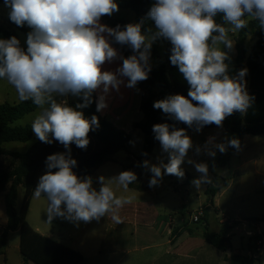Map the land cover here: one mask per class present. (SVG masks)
Here are the masks:
<instances>
[{
    "label": "clouds",
    "instance_id": "obj_1",
    "mask_svg": "<svg viewBox=\"0 0 264 264\" xmlns=\"http://www.w3.org/2000/svg\"><path fill=\"white\" fill-rule=\"evenodd\" d=\"M4 4L10 8V21L31 31L26 50L15 36L0 39V80L15 89L21 102L31 101L40 110L31 124L35 136L46 144L55 140L66 149L46 158L47 171L33 191L35 199L47 201L49 224L56 218L89 223L109 214L122 223L118 212L130 199L118 197L111 185L127 191L137 181L136 173L100 176L97 190L92 177L82 178L73 171L77 161L71 145L86 149L89 133L99 127L96 115L89 119L81 110L93 103L94 92L101 91L96 100L99 112L107 107L110 90L119 91L125 80L127 88H135L149 78L151 48L157 40L170 42V63L178 67L189 90L187 97L175 94L155 101V109L199 132L207 125L222 127L227 117L244 114L252 105L244 81L247 69L229 74L226 61L235 44L229 33L247 29L251 21L264 30V0H154L146 18L123 27L101 23L102 17L119 11L116 0H4ZM145 19L154 22L155 31L144 27ZM113 43L128 46L133 54L122 56ZM116 60L122 65L115 71L103 69ZM70 96L83 102L71 106ZM152 131L168 162H143L152 173L149 187L157 186L164 175L182 179L181 165L193 147L191 137L167 123L153 125ZM213 141L209 138L203 149L197 146L196 153L203 150L214 158L216 150L223 154L228 147L240 149L236 138L209 147ZM187 162L201 174L192 181L197 189L213 183L206 163Z\"/></svg>",
    "mask_w": 264,
    "mask_h": 264
},
{
    "label": "trees",
    "instance_id": "obj_2",
    "mask_svg": "<svg viewBox=\"0 0 264 264\" xmlns=\"http://www.w3.org/2000/svg\"><path fill=\"white\" fill-rule=\"evenodd\" d=\"M116 2L120 8L133 11L136 18L135 23H138L146 18L154 0H116ZM0 3L4 4V0H0ZM102 19L110 27H115L118 24L123 27L127 24L126 20L122 18L115 22L111 20L110 16H104ZM217 22H222L220 17H217ZM144 27L155 30L154 22L150 20L145 19ZM18 31L27 32V29L24 26L19 27L10 19H7L6 24H0V39L15 36L20 41ZM250 36L255 39V43L248 49L245 42ZM161 41L165 43L166 62L159 67H155L150 60L149 78L138 83L143 91L140 106L143 119L134 122L133 128L140 130L144 135L140 155L135 156L131 151L133 143L131 133L118 128L107 120L100 111L97 112L96 92H94L92 96L93 103L81 110L89 119L92 115H96L99 119V127H94L89 133L90 143L86 149L78 148L74 144L71 145V155L77 161L73 171L78 176L82 178L90 176L94 181L95 171L104 164L113 161L115 154L120 151L127 152L129 159H135L138 162L143 163L148 160L159 144L152 131L155 124L167 123L177 129L195 130V128H189L186 124L175 121L161 110L153 107L155 101L170 95L181 94L187 97L189 90V86L179 73L178 67L170 63L171 44L169 41L159 39L153 43L151 58L154 59L158 54V44ZM20 44L26 50L21 41ZM116 46L122 51L124 57L133 54L132 50L126 45L116 44ZM235 48L237 51L236 57L226 61L229 64V74L236 76L241 69H247L244 81L246 91L249 96L253 97V101L246 113L235 112L224 120L222 127L228 134L237 137L241 146V137L245 135H264V30L257 28V22L251 21L247 29L238 32L235 39ZM67 99L71 106L83 102L82 99L77 97L70 96ZM37 109L31 101L0 104V156L9 157L13 160L11 169H6L0 165V195H4L8 218L6 229L0 236V256L6 254L10 234L19 230L20 250L24 260L31 261L34 264H79L84 259L80 252L37 233L27 220L33 191L39 182L40 174L47 171L46 158L54 153L65 152L66 149L55 140L51 144H46L39 139L24 153L6 147L8 143H27L34 138L35 134L31 131V124L18 125L16 123ZM216 127L213 124L204 126L202 129ZM229 148L232 147L227 149ZM136 167L137 165L134 163L128 164L125 166V171L135 172ZM184 173L188 175L187 172ZM137 181L128 187L142 191L149 187L150 180L141 183ZM21 187L24 188V198L18 210L17 201ZM250 220L264 221V214L261 217L250 218ZM225 230L213 232L205 226L203 238L208 244L222 252H226L230 244ZM183 231L194 234L193 228L188 225H185ZM175 234L176 231L173 232V235ZM230 262L231 264H255L254 260L246 254H235L230 258Z\"/></svg>",
    "mask_w": 264,
    "mask_h": 264
},
{
    "label": "crops",
    "instance_id": "obj_3",
    "mask_svg": "<svg viewBox=\"0 0 264 264\" xmlns=\"http://www.w3.org/2000/svg\"><path fill=\"white\" fill-rule=\"evenodd\" d=\"M101 23L106 24L102 20ZM113 47L123 56L122 51L115 43H113ZM121 65L122 60H116L112 63H106L103 69L115 71ZM126 83L127 81L125 80L118 106L117 98L119 91L112 89L106 96L107 107L100 112L105 118H109L110 122L112 121L116 124L118 128L130 131L133 122L139 121L143 117L142 112L139 110L141 89L138 84L135 88H127L125 86ZM100 94L101 91L97 90L96 100ZM132 94H135L137 97V110L135 116L129 117V107H127L126 100ZM121 98L122 101H120ZM116 106L120 107V111L116 110ZM123 113L125 114L122 115ZM139 131L138 129L136 130V136L140 141L137 147V152L140 155L144 139L141 141ZM194 131L196 130H190V133L187 134L191 137L193 143L192 149L189 150L193 158L194 148L197 144V141L193 137ZM201 131L204 132L198 143L201 147L209 141V138H214L212 146L216 143H221L220 140L228 134L223 127L207 128ZM133 145L134 143H132V150ZM157 147H160V143ZM162 153L164 160L168 161V154L163 151ZM131 163L137 165L135 173L139 178L138 183H141L139 172H142L143 177L141 178H144V181L151 179L152 175L148 177L146 168L143 167L142 162L132 159L129 164ZM215 163L217 164V162ZM181 168L185 170L183 163ZM187 174L184 175V181L177 183L176 189H179L181 186H191L193 180L188 172ZM209 175L212 177V184H204L200 189L195 188L198 197V200L195 199V202H198H196L197 204L193 212L199 207L205 208V216L202 223L198 225L190 222V215L193 212L190 213L187 209V205L191 203L189 200L190 191L188 189L186 191L188 198L181 199L180 204L176 208H173L164 196L161 198L163 201L159 203L157 197L159 189L155 186L144 190L153 193L150 197L141 198V196H132L130 203L124 205L119 210L118 214L122 223H116L111 218V214L107 217H102L103 230L97 234L85 232L86 234L82 235L83 229H75L73 232H64L59 229L54 231L52 227L53 223L51 225L47 223V216L45 214L47 201L43 197L40 199L32 198L27 220L37 233L80 252L84 259L79 264H231L230 258L233 255L246 254L252 248V245L248 238L244 236L245 226L239 225L234 229H228L220 223V213L223 212L238 221L261 217L264 213L256 216L254 213H247L240 209L229 210L227 209V205H225V210L223 206L227 202L224 200V197L232 182L229 184L225 177L218 179L215 175ZM21 188L24 190L23 187ZM7 221L6 204L4 195L2 194L0 195V236L6 229ZM185 225L192 227L194 234L183 231ZM205 226L213 232H221L223 229H226V236L230 244L226 252H222L206 242L203 238ZM51 228H53V231ZM174 231H176L175 235H173ZM0 264H34L31 261L24 260L21 254L19 230L10 234L8 248L6 254L0 256Z\"/></svg>",
    "mask_w": 264,
    "mask_h": 264
},
{
    "label": "rangeland",
    "instance_id": "obj_4",
    "mask_svg": "<svg viewBox=\"0 0 264 264\" xmlns=\"http://www.w3.org/2000/svg\"><path fill=\"white\" fill-rule=\"evenodd\" d=\"M9 12L10 8L5 6V4L0 3V24H6V20L9 19ZM112 21H117L118 19H125L127 24L129 23H135L136 18L133 11L128 9H122L119 7V11L113 13V15L110 16ZM103 22L106 23L103 19H101ZM107 24V23H106ZM27 29V32L18 31L19 39L23 46L27 48L26 40H27V34L31 31V29L25 25L24 26ZM155 31V30H153ZM230 38L235 43V39L238 35V32L236 33H229ZM255 43V39H253L251 36L247 38L245 42L246 48L250 49L253 44ZM225 51H228L225 49ZM237 55V51L234 48L229 51L230 59L235 58ZM150 60L152 61V64L155 67H159L161 64H164L166 62L165 60V43L164 41L159 42L158 44V54L153 59L150 55ZM124 84L120 86L119 94L117 98V106L119 98L123 92ZM141 89V88H140ZM140 106L141 101L143 98V91L141 89L140 92ZM122 101V98L120 99ZM9 102L11 104L13 103H21V101L18 98V95L15 91V89L7 83L6 80H0V104ZM127 107H129V117H133L136 115L137 110V97L135 94H132L127 100ZM116 106V107H117ZM115 109V107H114ZM120 107H117L116 110H119ZM140 110V107H139ZM40 110L37 109L35 112L25 116L23 119L19 120L16 124L18 125H26V124H32V121L34 120L35 116ZM141 111V110H140ZM123 113L122 115H124ZM109 120V118H106ZM143 117L141 118V120ZM139 120V121H141ZM110 121V120H109ZM112 122V121H111ZM138 122V121H135ZM113 123V122H112ZM114 124V123H113ZM134 124V122H133ZM133 124L130 129V133L133 137V150L131 145V151L134 153V155H139L137 152V147L140 143L136 136V129L133 128ZM116 125V124H114ZM117 126V125H116ZM118 127V126H117ZM120 128V127H119ZM187 134L190 132L187 131ZM141 141L144 139V135L141 131H139ZM204 135V132L202 131H194L193 137L195 141H197V144L194 148V158L188 152L187 157L185 158V162L183 163L185 170L190 175L192 180L198 179L200 177V173H198L195 170L194 165L189 164L187 161L188 159H192L196 162H203L206 163L209 167V174L215 175L218 177V179H221V177H225L229 184L231 183L229 190L227 194L224 197V200H226V204H224V209H233L247 212V213H254L256 216L262 215L264 213V135L263 136H252L247 135L241 137V146L239 150L234 151L232 148L227 149V151L223 154H221L218 150H216L215 157H210L204 152L201 151L200 154H197L195 149L197 146L201 147L198 143L200 142L201 136ZM236 138L235 136H231L230 134H227L225 138H222L221 143H226L228 140ZM38 140L36 136L34 138L27 142V143H18V142H12L6 144L7 148L10 150H16L20 152H25L28 149L31 148V146ZM206 145L203 144L201 149L204 148ZM209 147H213L211 144L208 145ZM161 145L160 147H157L151 157L147 160L150 164L159 165L161 162L167 163V160H164L163 153L161 151ZM141 149V148H140ZM196 158V160H195ZM132 159L129 160V154L125 151H120L115 154L114 160L106 163L105 165L101 166L95 171V181H93V186L99 189L100 185L97 183V178L100 176H104L106 178H111L121 171H125V166L128 165L131 162ZM217 162V164L215 163ZM13 160L9 157L0 156V165H2L6 169L12 168ZM148 177L152 175L149 169L146 168ZM45 174L42 172L40 174V177ZM140 175V181L144 182V178L142 172L138 173ZM185 176L180 179L174 175H164L162 180L158 183L156 188L159 189V193L157 195L159 199V203L163 201L161 199L163 196L167 201H169L171 207H177L180 204L181 199H187V189L190 191V204L187 205V209L191 212H193L194 207L196 206L195 199L198 200L197 192H195V186L191 183V186H181L179 189H176L177 183L180 181H184ZM150 180V179H147ZM228 184V185H229ZM112 188L115 192V194L119 196H124L127 198H131L132 196H141L143 197H150L153 193L151 191H138L134 189L128 188L127 191L123 189L122 186H119L118 184L113 183ZM23 194L24 190L21 188L19 190V197L17 201V209L19 210L23 201ZM42 198V197H41ZM54 231L56 230H63L64 232H73L75 229H83L82 235L87 232L92 234H97L100 231L103 230L102 226V220L99 221L93 220L89 223L79 222L78 224L68 222L67 220H63L60 218H56L52 221ZM49 225V223H48ZM51 225V224H50ZM53 228L51 230L53 231ZM86 234V233H85ZM91 234V235H92ZM16 242V237H15Z\"/></svg>",
    "mask_w": 264,
    "mask_h": 264
},
{
    "label": "built area",
    "instance_id": "obj_5",
    "mask_svg": "<svg viewBox=\"0 0 264 264\" xmlns=\"http://www.w3.org/2000/svg\"><path fill=\"white\" fill-rule=\"evenodd\" d=\"M205 216V208L199 207L190 215V222L200 224ZM220 223L228 229H234L239 225H244V236L248 238L252 248L246 253L254 260L255 264H264V221L257 220H236L227 214L220 213Z\"/></svg>",
    "mask_w": 264,
    "mask_h": 264
}]
</instances>
